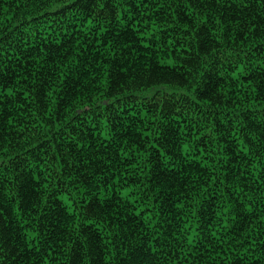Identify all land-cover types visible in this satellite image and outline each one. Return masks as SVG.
Here are the masks:
<instances>
[{"label":"trees","instance_id":"1","mask_svg":"<svg viewBox=\"0 0 264 264\" xmlns=\"http://www.w3.org/2000/svg\"><path fill=\"white\" fill-rule=\"evenodd\" d=\"M0 264H264V0H0Z\"/></svg>","mask_w":264,"mask_h":264},{"label":"rangeland","instance_id":"2","mask_svg":"<svg viewBox=\"0 0 264 264\" xmlns=\"http://www.w3.org/2000/svg\"><path fill=\"white\" fill-rule=\"evenodd\" d=\"M125 192V190H123Z\"/></svg>","mask_w":264,"mask_h":264}]
</instances>
